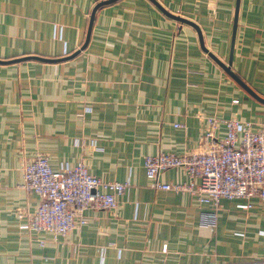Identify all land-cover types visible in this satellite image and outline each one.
Instances as JSON below:
<instances>
[{"label":"crops","instance_id":"obj_1","mask_svg":"<svg viewBox=\"0 0 264 264\" xmlns=\"http://www.w3.org/2000/svg\"><path fill=\"white\" fill-rule=\"evenodd\" d=\"M99 1L0 0V60L58 59L0 63V264H264V202L221 199L211 229L200 215L212 206L151 187L142 166L148 155L208 148V118L261 129L264 103L201 48L193 26L150 0L98 7L80 50ZM156 1L197 25L227 64L236 0ZM230 69L264 98V0H239ZM224 132L219 123L213 140ZM38 154L52 168L83 161L94 176L128 181L127 190L55 242L17 217L38 203L17 187L24 161ZM158 180L188 179L171 168Z\"/></svg>","mask_w":264,"mask_h":264},{"label":"built area","instance_id":"obj_2","mask_svg":"<svg viewBox=\"0 0 264 264\" xmlns=\"http://www.w3.org/2000/svg\"><path fill=\"white\" fill-rule=\"evenodd\" d=\"M262 113L264 118V107ZM219 123L225 128L224 136L214 141ZM203 137L210 142L206 149L182 155H148L142 166L151 187L195 194L199 203L212 206V211L201 212L200 220L214 229L221 199L258 198L264 202V125L254 130L250 121L208 118ZM171 168H180L187 182H160L158 175ZM17 187L38 197L32 211H17L18 218H25L21 227L47 232L57 242L86 224V211L114 209L117 198L127 190L128 181L103 180L90 174L83 161L52 168L48 157L38 154L24 161ZM239 206L252 207L249 202ZM39 244L43 245V241Z\"/></svg>","mask_w":264,"mask_h":264},{"label":"water","instance_id":"obj_3","mask_svg":"<svg viewBox=\"0 0 264 264\" xmlns=\"http://www.w3.org/2000/svg\"><path fill=\"white\" fill-rule=\"evenodd\" d=\"M115 0H101L99 2H97L91 13H90V16H89V21H88V27H87V31H86V36H85V40H84V43L83 45L81 46L80 50L83 49L88 40H89V36H90V32H91V28H92V24H93V18H94V14H95V11L98 7L102 6V5H105V4H108V3H111ZM151 2H153L163 13H165L167 16L177 20V21H180V22H183V23H186V24H189L191 26H193L197 32H198V37H199V41H200V45H201V48L212 58L214 59L217 64L219 66L222 67V69L230 76L232 77L236 83L238 85H240L245 91H247V93H249L250 95H252L255 99L259 100L260 102L264 103V98H261L259 96H257L239 77H237L230 69V66H231V59H232V55H233V46H234V40H235V27H236V21H237V10H238V5H239V0H236V6H235V15H234V22H233V28H232V35H231V44H230V51H229V57H228V62L227 64H224L223 62H221L213 53H211L210 51H208V49H206L203 45V42H202V38H201V33L197 27V25H195L192 21L188 20V19H185L183 17H180V16H177V15H173L169 12H167L156 0H150ZM77 52H75L73 55H75ZM72 55V56H73ZM29 58H33V59H37V60H41V61H55V60H58V59H46V58H42V57H23L21 59H13L11 61H3V60H0V63H11V62H17L19 60H23V59H29ZM65 58H68V57H65Z\"/></svg>","mask_w":264,"mask_h":264}]
</instances>
